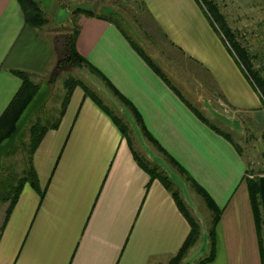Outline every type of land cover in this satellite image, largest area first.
<instances>
[{
  "label": "crops",
  "instance_id": "0c3cea01",
  "mask_svg": "<svg viewBox=\"0 0 264 264\" xmlns=\"http://www.w3.org/2000/svg\"><path fill=\"white\" fill-rule=\"evenodd\" d=\"M36 1L47 19L41 28L25 24L17 0H0V115L21 84L13 70L32 74L38 84L17 121V133L0 144V168L17 134L53 93L63 45L55 35L61 28L76 31L77 52L133 105L149 134L220 210L214 259L204 264H261L244 157L197 118L136 52L123 31L139 43L114 17L115 0ZM131 5L144 15L147 31L177 55L174 64L187 62L205 75L209 95L223 101L228 117L214 122L204 113L205 105L203 112L177 88L175 67H159L187 101L232 138L248 128L246 122L259 126L262 135V102L199 0H131ZM75 8L91 9L111 20L75 13ZM83 68L99 90L110 91L98 75ZM124 107L143 138L184 177L188 200L197 214L201 205L207 209L211 225L212 213L203 197L143 135ZM232 120L241 122L240 130H233ZM131 144L136 150L132 138ZM33 165L43 196L23 185L0 237V264H167L189 233L169 191L158 179L149 183L110 115L79 86L58 128L43 136ZM194 209L189 211L201 226ZM205 238L208 247L207 233Z\"/></svg>",
  "mask_w": 264,
  "mask_h": 264
},
{
  "label": "trees",
  "instance_id": "16d2710c",
  "mask_svg": "<svg viewBox=\"0 0 264 264\" xmlns=\"http://www.w3.org/2000/svg\"><path fill=\"white\" fill-rule=\"evenodd\" d=\"M26 25L33 28H41L46 22L44 12L42 11L40 4L36 0H17ZM204 10L206 11L211 24L216 29L217 33L221 36L223 42L229 48L230 52L239 63L242 72L248 79L249 83L255 91L260 92L261 102L264 107V75L262 74L261 68H254V61L256 60L255 54H250L248 49L242 45L237 39L234 33L230 30L227 23L224 20L223 15L219 12L216 4L212 0H199ZM75 13H81L86 16L97 17L104 20H111L110 16H105L103 14H96L91 9L86 8H75L73 10ZM117 26L119 23L114 21ZM120 27V26H119ZM122 31V29H121ZM75 32L71 35L66 36L63 40L62 48L59 50V56L57 60V68L62 64H67L74 68H88L92 73L98 75L105 83L107 88H109L119 99V101L132 112L136 122L139 124L143 135L159 150L163 153L166 159L175 166L181 173L185 175V178L195 187L197 192L203 197L207 207L212 213L211 225L208 228V253L204 257L200 258L195 264H204L214 259L215 255V225L219 220L220 210L215 205L214 201L209 197V195L191 178L189 174L171 157L167 154L155 141V139L149 134L145 129L142 119L133 105L122 96L117 90L106 80L103 75L91 66L84 57H82L75 48ZM123 34L133 46L136 52L143 58V60L151 67V69L165 82L169 88L185 103V105L207 126L213 129L215 132L229 140L240 156H243V151L241 146L234 141L232 136L215 126L210 120H208L204 114L195 106H193L189 101H187L181 92L173 85L168 76L157 66V64L145 53V51L134 42L124 31ZM20 80L21 84L10 102L0 115V144L5 139L11 138L17 133V121L23 113L24 109L32 100L38 84L34 81L33 75L22 70L12 71ZM81 87L85 92V95L89 96L99 107H101L107 114L110 115L111 119L115 125L120 130L123 137L126 138L129 147L133 153V157L140 168H142L149 175V183L153 179H158L160 183L169 191L173 200L175 201L178 209L184 215L187 220L190 230L185 240L183 241L180 248L174 253V255L169 259L167 264H180L182 259L186 256L189 249L197 242L200 234V223L198 219L191 214L184 200L182 199L180 192L176 185L170 180L166 172L161 169L156 163L148 161L144 156H142L138 151L134 150L131 146L130 138V128L127 122L118 114H115L108 106H106L101 98L88 86H86L82 80L75 77H68L63 82L64 94L60 102L57 115L54 120L47 121L43 123L38 117L40 111H38L33 120L25 126V130L28 134V139L24 142L20 139V135L24 133L20 130L17 134L14 143L11 145L10 149L5 154L4 161L0 168V204H6L4 209V216L0 225V237L5 224L10 216V213L19 197L21 189L25 183L29 184L39 195L43 196V190L39 187L36 171L33 165V155L38 145L40 144L45 133L51 129H57L61 118L65 112L67 104L70 100L71 94L75 87ZM41 110V109H40ZM262 138H264V129L262 132ZM23 150V156L21 158V165L17 169L16 160L14 159L16 154ZM262 157L264 159V151L262 152ZM245 176L244 180L246 182L249 199L251 202L253 217L255 221L256 233L259 243L261 264H264V218L262 214V206L259 196L258 189V179L259 176L264 174V169L261 170L257 175L248 177L249 173L247 169V163L245 161Z\"/></svg>",
  "mask_w": 264,
  "mask_h": 264
},
{
  "label": "rangeland",
  "instance_id": "374dc122",
  "mask_svg": "<svg viewBox=\"0 0 264 264\" xmlns=\"http://www.w3.org/2000/svg\"><path fill=\"white\" fill-rule=\"evenodd\" d=\"M212 1L223 15L225 22L236 36V39L248 49L250 54L256 55L254 68L257 70L261 68L262 74L264 75V0ZM111 5H113L115 19L120 22L121 26L127 30L131 37L154 59L158 67L162 69L175 67L173 71L178 76L173 82L184 96L199 109L205 105L206 111L204 112L202 109L201 110L211 117L214 122L222 123L219 118L228 117V115H226L227 107L217 95H209L211 88H209L210 85L205 75L187 62H182V64L178 63L177 65L174 64L177 55L173 51L167 49L157 35L147 31L148 29L143 23L145 22L144 20H146L144 15L140 14V10H137L131 5V0H115ZM101 11L103 13H109L107 9H102ZM72 33L73 32L61 28L55 36L63 42L64 38ZM61 46L60 44V48H62ZM86 74H88V71L85 68L77 69L67 64H62L57 68L54 75L55 84L53 93L47 105L40 110V115L38 117L43 123L54 120L64 94V80L70 76L82 80L88 88L93 90L101 98L104 104L129 124L132 130L130 131V136L133 140L135 149L148 161L156 163L166 172L170 180L179 188L182 197L186 201L185 205L187 208L194 209L193 205L188 200L189 195L188 191H186L184 177L174 168L170 167L168 162L157 153L156 149L143 138L138 129L131 122L127 109L117 101V97L112 94L113 92L109 88L108 89L112 92L107 90L109 95L102 92V89H100V91L98 86L93 81H90L89 77L85 76ZM215 109L216 111L214 112ZM260 118L264 125V111ZM246 124L248 128H243L242 132L240 130L241 122L231 121L233 130H240L238 133L234 132L233 138L242 148L243 157L247 163V169L249 170L247 176L252 177L264 169V159L262 157V152L264 151V138H262L260 134L261 131L259 126L256 128L251 126L248 122H246ZM24 128H22V132L26 129ZM20 139L24 142L27 141L28 134L26 130L20 135ZM19 151L20 152H18L14 158L17 162V169H19L22 163L21 158L23 156L21 147ZM5 206L6 204H0V225L4 216ZM200 208L202 212L199 214H197V211L194 209V213L201 221L198 241L190 252L188 251L180 264H195L208 253L205 236L210 227V217L207 213L208 211H206L207 209H205L203 205H201Z\"/></svg>",
  "mask_w": 264,
  "mask_h": 264
},
{
  "label": "water",
  "instance_id": "95a60500",
  "mask_svg": "<svg viewBox=\"0 0 264 264\" xmlns=\"http://www.w3.org/2000/svg\"><path fill=\"white\" fill-rule=\"evenodd\" d=\"M258 189H259V196L262 206V214L264 218V175L259 176L258 179Z\"/></svg>",
  "mask_w": 264,
  "mask_h": 264
},
{
  "label": "built area",
  "instance_id": "2783aa9c",
  "mask_svg": "<svg viewBox=\"0 0 264 264\" xmlns=\"http://www.w3.org/2000/svg\"><path fill=\"white\" fill-rule=\"evenodd\" d=\"M255 92L257 93L258 97L260 98L261 97L260 92H258V91H255Z\"/></svg>",
  "mask_w": 264,
  "mask_h": 264
}]
</instances>
